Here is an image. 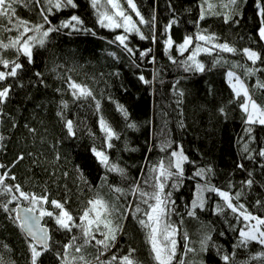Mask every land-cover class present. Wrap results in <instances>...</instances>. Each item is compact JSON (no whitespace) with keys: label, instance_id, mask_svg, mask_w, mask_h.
<instances>
[{"label":"trees","instance_id":"trees-1","mask_svg":"<svg viewBox=\"0 0 264 264\" xmlns=\"http://www.w3.org/2000/svg\"><path fill=\"white\" fill-rule=\"evenodd\" d=\"M201 2L135 0L145 19L153 22L139 25L146 39L135 32L128 34L126 43L133 49L132 54L115 41L124 30L101 27L90 0H75L77 8L53 9L52 13H46L51 26H59L77 15L88 31L62 29L51 33L45 47L33 48L32 63L13 48L0 49V56L10 62L8 67L0 64V71L9 72L12 61L23 65L17 70V77H7L0 82V88L11 85L9 98L0 110V136L4 137L0 140V164L5 166L0 168V176L5 177L4 185L13 188L12 193L0 192V255L5 264H31L29 246L32 242L20 231L16 209L31 208L33 204L20 196L15 185L25 193L46 196L49 203L42 206L54 215L60 210L55 209L51 201L63 204L76 224L81 223L79 218L89 207L88 201L103 197L115 204L125 218L116 220L123 231L117 234L114 247L103 250L100 261L106 262L115 255L114 264H120V258L134 249L132 256L140 264H156L147 229L138 223L140 219H147L144 211L148 210V204L143 200L148 199L149 204L154 201L148 196L142 197L135 189L138 185L149 195L156 192L158 173H153L152 169L161 161L167 166L174 159L171 153L181 150L187 157L182 162V177L162 178L165 183L162 195L171 194L169 219L179 229L173 264L179 260L185 264H264L261 255L264 245L252 241L239 246L243 239L240 231L247 230L248 223L239 212L228 209L217 192L204 191L205 206L194 210L191 207L198 186L214 187L228 192L235 205H243L247 212L264 219V156L259 155L264 150V126L246 122L241 99L236 97L227 76L228 71L235 72L256 103L264 107V88L257 87L258 83H264V42L258 37L260 25L254 0H244L239 5L240 14L235 17L238 24L225 23L223 15L200 20ZM121 4L127 9L124 0ZM15 7L13 21L0 23L3 43L18 35L16 18L30 25L49 27L40 14L41 8H47L46 2L37 4L33 0L28 7L23 4ZM216 10L229 12L219 7ZM129 14L133 20H138L134 13ZM9 28L12 30L8 31ZM201 32L214 35L216 39L212 43L199 41L196 34ZM189 36L193 37V44L181 53L179 45ZM169 38L173 41L171 47L166 43ZM219 43H228L237 52L216 49L212 54L201 52L197 59L205 64L206 70H185L187 65L183 62L197 45L211 48L212 44ZM244 48L257 51L262 59L255 63L248 60L243 54ZM217 59L221 63H215ZM249 68L253 74L245 71ZM69 78L90 88L95 99L74 97ZM119 106L127 110L128 117ZM101 118L118 139L115 136L107 139L100 127ZM69 120L73 123L74 135L66 126ZM132 123L135 128L129 127ZM109 143L112 147H108ZM94 148L103 151L109 164L118 165L124 170L123 174L109 171L101 164L92 151ZM202 169L205 174L197 176ZM248 180L253 181L251 186L246 183ZM115 188L123 191L117 193ZM237 194L239 199H236ZM13 195L17 199L13 200ZM5 203L7 211L3 207ZM137 205L142 209L140 213H135ZM218 205L223 208L222 212L217 211ZM40 207L36 206L37 214ZM189 211H194L195 215H188ZM43 220L51 230L52 239L50 250L43 252L37 264H62L63 245L69 243L72 236L77 237L79 245L82 242L80 229L58 231L54 218L44 216ZM209 236L206 250L201 251V242ZM96 239L102 236L96 233ZM185 245L193 251L185 254ZM68 253L69 260L73 255L83 254L93 264H98L95 241L81 253L74 249H69ZM224 255L230 260L224 261Z\"/></svg>","mask_w":264,"mask_h":264},{"label":"snow or ice","instance_id":"snow-or-ice-1","mask_svg":"<svg viewBox=\"0 0 264 264\" xmlns=\"http://www.w3.org/2000/svg\"><path fill=\"white\" fill-rule=\"evenodd\" d=\"M34 2L37 4L46 2L47 8H41L40 14L44 23L48 24L49 27L45 28L44 24L30 25L28 21L16 18L15 29L18 35L8 43H3L0 41V49L13 48L18 54L24 55L28 59V63H32L33 48L37 46L41 48L45 47L49 42L48 37L51 33L59 32L62 29H70L71 32L88 31V29L82 27L84 22L77 15H72L68 20L62 21L59 26H51V21L48 19V15L46 13H52L53 9L60 10L65 8H77L78 5L75 3V0H34ZM90 2L92 8L96 10L98 23L101 27L112 30H124V34L117 35L115 37V41H118L119 44L123 46L124 50L129 54L133 53V49L128 47V44L126 43L128 40V34L135 32L140 35L141 39H146V37L140 31L139 25H150L153 21L145 19V17L137 8L135 0H124V3L127 5V9H125V7L121 4V0H103V3L101 0H90ZM31 3H33V0H0V23H2L4 20H7L9 23L13 21V18H15L16 14L15 6L17 4H23L25 7H28ZM242 3H244V0H227V2H224V0H217V3H211L209 0H202L200 5L199 19L204 20L207 18V16L223 15L225 18V23L231 21L234 24H238L239 21L235 17L239 16V5ZM254 5L260 25L257 30L258 37L261 42H264V0H254ZM217 7L229 9V12L227 14L219 12L216 10ZM129 12L134 13L135 16L138 17V20H133V17L131 14H129ZM168 27L170 28L171 25ZM7 30L11 31L12 29L9 28ZM29 32H34L35 35H27ZM196 39L205 43H212V41H214L216 38L214 35H206L201 32L196 34ZM166 43L169 47L173 45V41L170 38L166 41ZM192 44L193 37H186L183 44L179 45V50L181 53L186 52L192 46ZM213 49H216L219 52H237V49L230 46L228 43L212 44L211 48L197 45L187 57V60L183 62L185 65H187L185 70L204 72L206 70L205 64L200 62L197 59V56L201 52L212 54ZM243 54H245L247 59L253 63L262 59L260 53L250 48H244ZM110 55H114V53H110ZM141 55H147V53H141ZM173 62L175 63V61ZM188 62L191 63L189 64ZM9 63L10 62L8 60L0 56V64H2L4 67H8ZM215 63L219 64L221 63V60L217 59ZM236 67H240V65H236ZM22 68L23 65L18 61H12L11 70L9 72L5 73L0 71V82L5 81L7 77H17V70ZM245 71L248 74H253V70L250 68L246 69ZM37 75L39 76L40 74L37 73ZM227 76L236 97L241 99L240 106L247 114L246 122L250 125L259 124L264 126V107H261L256 103V101L250 95L249 89L245 82L241 80L235 72L228 71ZM140 79L144 80V77L141 76ZM69 81V87L72 89V95L74 97L84 100L89 98L93 100L95 99L92 90L86 85H81L75 81H71L70 78ZM144 82L148 83V81ZM257 87L264 88V83H258ZM10 91V84L0 88V110H2V105L8 100ZM96 107L99 108V101H96ZM119 110L125 117H128V112L123 106H119ZM66 126L69 132L74 135L75 133L73 132V123L71 120L66 122ZM100 127L106 134L108 140H111L114 136L117 139L119 138L118 135L107 124V122L103 120V118L100 119ZM129 127L135 128L136 125L132 123L129 124ZM3 139L4 137L0 136V140ZM108 147H112L111 143L108 144ZM92 151L95 153L96 157L99 158L100 163L108 168L109 171L123 174L124 170L118 165L109 164V158L103 151H98L95 148ZM245 151H248L247 146H245ZM259 155L264 156V150H262ZM171 157L174 159L170 160L167 166L163 161H161L158 167L152 169L153 173H158V175L155 177L157 183L154 185V187L157 189L156 192L149 195L148 193L140 190L138 185L135 189V191H140V195L142 197L148 196L149 199L154 201V203L149 204L148 199L143 200V203L148 204V210L144 211V215L147 217V219H140L138 223L143 228L147 229V240L151 247L152 256L156 264H173L177 255L176 235L179 229L174 226L169 219L171 211L168 208V203H171L169 200L171 194L168 193L166 195H162L165 188V183L162 182V178L163 180H166L173 176H176L177 178L182 177V162L186 161L187 157L183 155L182 150L179 152L173 151L171 153ZM20 159H23V157H20ZM3 167L5 166L0 164V168ZM240 167L243 166L240 165ZM173 168L176 169L175 172L172 171ZM204 174L205 170L203 169L196 173L197 176H203ZM12 179H15V177H12ZM4 180L5 177L0 176V192L12 193L13 188L4 185ZM246 183L251 186L253 181L248 180ZM14 187L17 191H19L21 197L26 200L30 199L31 203L33 204V207L24 209L23 216H20L19 213H17L16 216V219L20 221L19 227L22 228L33 241V243H31L29 246V251L31 253V264H37L38 258L43 254V252L50 250L49 242L52 237L49 235L48 229L40 225V218L44 216L54 218L55 224L58 226V231L64 230L66 232H71L73 227H78L80 229L82 242L79 245L76 243V236H72L71 241L63 245L64 253L62 257V264H93V262L86 259L83 254L79 256L73 255L71 260L67 258L69 255V249H74L76 253H81L82 250L93 241H95V245L97 246V255L95 257V261L98 262V264H114V262L117 261V257L115 255H113L112 258L106 262L100 261V255L103 254V250H108L111 247H114L117 240V234L123 231L122 225L117 223L116 220H122L125 217L119 212V209L115 204L109 203L108 201L104 200L103 197L97 196V198L94 200L88 201L89 207L79 218L81 223L76 224L75 218L64 208L63 204L55 200L51 201V204L54 206V208L60 210L54 215L53 212L45 210L42 206L43 204L49 203L46 196L37 197L35 195L20 191L19 185H15ZM114 191L120 193L123 190L120 188H115ZM204 191L217 192L219 196H221L226 202L227 208L231 209L233 213L239 212V215L242 216L246 221H256V224L252 226L255 231H240V236L243 239L239 246H246L252 241H258L261 245H264V230H260V226H264V219L258 216H253L250 212H247V210L244 209L243 205H235L232 202V197L228 192L220 191L214 187L198 186L196 199L191 205L193 210L197 207H204ZM12 199L15 200L17 197L13 195ZM236 199H239V194H237ZM37 205H41L39 216L30 215V213L36 211ZM3 207L5 211L8 210L6 203ZM141 211L142 209L139 207V205H137L135 208V213H140ZM217 211L222 212L223 208L218 205ZM90 214L92 215L90 216ZM187 214L194 216L195 212L189 211ZM246 227L248 226L246 225ZM96 233H99L102 236V239H96ZM184 239H188L186 232L184 233ZM210 239V236L205 237V240L201 242V251L206 250L207 242ZM38 246L40 249H42V251L38 250ZM134 251L135 250L133 249L128 255L120 258V264H140V262L135 260L132 256ZM188 251H193V249H189L187 248V245H185V254H187ZM57 255L59 256L60 254L57 253ZM261 255L264 256V253ZM222 259L224 261H229L230 257L228 255H224ZM0 264H5L2 255H0ZM177 264H185V262L183 260H179Z\"/></svg>","mask_w":264,"mask_h":264},{"label":"water","instance_id":"water-1","mask_svg":"<svg viewBox=\"0 0 264 264\" xmlns=\"http://www.w3.org/2000/svg\"><path fill=\"white\" fill-rule=\"evenodd\" d=\"M24 209H26V208H24V207H18V208L16 209V216H17V213H19L20 216H23V215H24ZM30 215L39 216V214H37L36 212L30 213ZM16 220H18V219H16ZM43 221H44V220H43V217H41V218H40V225H41L42 227L48 229V227L45 226V225L43 224ZM18 222H19V224H20V221H19V220H18ZM20 229H21L20 231L23 232V234H24V236L27 238V240H28V241H31V242L33 243L32 239L26 234V232H25L22 228H20ZM48 232H49V235L51 236V230H50V229L48 230ZM50 242H51V240H50ZM50 242H49V243H50ZM38 248H39V246H38Z\"/></svg>","mask_w":264,"mask_h":264},{"label":"rangeland","instance_id":"rangeland-1","mask_svg":"<svg viewBox=\"0 0 264 264\" xmlns=\"http://www.w3.org/2000/svg\"><path fill=\"white\" fill-rule=\"evenodd\" d=\"M101 2L103 3V0H101ZM209 2H211V1H209ZM211 3H215V1L212 0ZM228 80H229V78H228ZM245 114H246V113H245ZM197 190H198V189H197ZM196 194H197V192H196ZM203 196H204V193H203ZM195 199H196V195H195ZM204 200H205V196H204ZM204 206H205V201H204ZM91 215H92V214H90V216H91ZM247 223H248V229L245 230V231H249V230H253V231H255V229H253L252 226L256 224V221H255V220H250V221H247ZM263 227H264V226H260V230H262Z\"/></svg>","mask_w":264,"mask_h":264}]
</instances>
